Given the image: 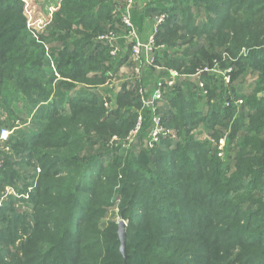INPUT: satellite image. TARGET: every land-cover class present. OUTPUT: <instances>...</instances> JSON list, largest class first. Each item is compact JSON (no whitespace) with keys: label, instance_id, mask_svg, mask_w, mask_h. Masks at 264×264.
Here are the masks:
<instances>
[{"label":"trees","instance_id":"obj_1","mask_svg":"<svg viewBox=\"0 0 264 264\" xmlns=\"http://www.w3.org/2000/svg\"><path fill=\"white\" fill-rule=\"evenodd\" d=\"M114 10L61 0L38 41L22 1L0 0V130H12L0 144V193H15L0 206V264H264V0L133 7L140 31L165 14L151 66L168 132L152 148L140 137L111 144L136 123L140 62L97 39L119 23ZM123 67L131 76L108 110L106 94L84 84ZM197 68L209 71L192 76ZM168 69L183 76L167 85ZM197 127L226 138L224 159L194 139Z\"/></svg>","mask_w":264,"mask_h":264},{"label":"rangeland","instance_id":"obj_2","mask_svg":"<svg viewBox=\"0 0 264 264\" xmlns=\"http://www.w3.org/2000/svg\"><path fill=\"white\" fill-rule=\"evenodd\" d=\"M21 1L23 3V12L27 19V23H26L27 29L33 37H35L38 41H41V34L44 33V31H46V25L52 19L53 13L58 9L61 0H21ZM110 1L113 4V8L115 9L114 12L116 11L119 13L120 21L122 20L123 14L130 15L129 21L134 28V31L138 39V43L141 45L140 51L138 55H136L134 53V46L136 45V43L133 40V38L128 34V31H130L131 28L125 25L122 26L120 21L118 24H115V26L112 29H108V31H112L114 33V35H112V37L114 36V39L110 42L111 45H115L112 46V51H110L112 56H118L119 58L124 57L126 55V52H128L130 48L131 56L132 53H134L136 57L140 59L139 65L135 67V71H134L135 74H132L133 77L136 76V79L139 82V87H138L139 89L137 94L139 99V104L136 107V117H137L136 123L129 128V130L125 135L113 136L111 140V144L115 145L116 142L120 140L121 145H123L124 147H128L129 143L132 140H134L136 137H140L144 142L146 141L148 142V148H152L154 146V143L158 140V138H160V135L163 134V130L168 132V129L165 128L164 125L161 123V119L159 115L156 114V109L154 108L155 101L156 99H158L157 96L159 95L161 97L162 81H160L159 76L154 74L151 66L154 60L153 52H155L158 49V47H160L156 45L155 32L157 30L158 25H160L165 19L164 16L165 14L163 13L162 15L156 17L154 16L153 18L155 19V21L153 25L151 23H148L140 31L138 30L134 22H132L131 10L134 7L133 11H135L136 15L143 13V7L147 6L150 0H130V1L110 0ZM158 17L162 18L161 21L159 22L156 21ZM145 21L146 19L144 20V22ZM106 32L107 30L98 34V36ZM143 61L146 62L151 68L144 67L143 70H141L140 65H142ZM213 63H214V67L211 70L217 71V65H219V63L218 61H214ZM194 71L195 72L194 74H192V76L198 77L200 72L207 73L209 69L197 68ZM167 72L168 73L166 78L169 79L165 83L167 85H169L170 82H171L170 85H172L173 84L172 82H174L175 79L183 76L182 73H180L181 74L180 75L179 71L176 69H168ZM222 73L224 74L225 79L229 78L228 69L225 72L223 71ZM106 74L108 78L105 80L104 83L99 85L98 84L97 85L84 84V85H86L90 89H93L95 91H101L102 93L106 94L107 102L104 103V107L108 110H111V107H114L115 95L121 87L120 83H122L127 76H131V75L129 73V70L124 67L120 69V74H119L120 78L111 75L112 74L111 70L107 71ZM56 75H57L56 77H59L58 73ZM252 78L253 76L250 77V80ZM199 85L203 87L202 83H200ZM261 97H264V91L256 94V98L259 99ZM124 106L127 107L126 104ZM157 129H159V132L154 136L153 131H156ZM191 134L196 140L207 141L212 146L217 145V156L220 159L225 158V147H226L225 137H221L218 140H215L214 138L209 136L206 132L202 131L200 127L194 129L191 132ZM154 137H156L157 139L155 140ZM1 164H2V160L0 161V168H1ZM263 167H264V159H263ZM33 186H35V184ZM6 190H8L9 192L12 191V189L9 186L6 188ZM120 220H124V219L118 217L116 221L119 222Z\"/></svg>","mask_w":264,"mask_h":264},{"label":"built area","instance_id":"obj_3","mask_svg":"<svg viewBox=\"0 0 264 264\" xmlns=\"http://www.w3.org/2000/svg\"><path fill=\"white\" fill-rule=\"evenodd\" d=\"M130 1V0H129ZM128 14V13H127ZM129 15V14H128ZM128 15H122V20H121V23L123 24V26L125 25V26H127V27H129V28H131V30L130 31H128V34L133 38V40L135 41V43H136V45L134 46V53L136 54V55H138V53H139V51H140V47H141V45L138 43V39H137V36H136V33H135V31H134V28H133V26L131 25V23H130V19H129V17H130V15L128 16ZM161 17H158L157 18V22H159V21H161ZM112 35H114V33L112 32V31H107L106 33H104V34H101V35H99L98 36V38L97 39H99V40H102V41H106V42H111L113 39H114V36L112 37ZM117 50V49H116ZM133 53V55H134V57L136 58V59H138V57H136V55ZM170 84H171V82H170ZM159 95L157 96V98L159 99ZM240 102V101H239ZM159 122V121H158ZM11 131L12 130H8V129H1L0 130V144H1V142H3L4 140H6L7 139V137H8V135L11 133ZM159 132V129H157L156 131H153V135L155 136L157 133ZM167 132L165 131V130H163V134H166ZM154 139L156 140L157 138L156 137H154ZM1 161V160H0ZM37 171H40L39 169H37ZM31 188L32 187H29L28 188V191H30L31 190ZM14 194L15 195V193H13V191H11V192H9L8 190L5 192V193H0V206L2 205V201L4 200V198H5V196H6V194ZM22 196H25V197H27L28 196V193H26V194H23Z\"/></svg>","mask_w":264,"mask_h":264},{"label":"water","instance_id":"obj_4","mask_svg":"<svg viewBox=\"0 0 264 264\" xmlns=\"http://www.w3.org/2000/svg\"><path fill=\"white\" fill-rule=\"evenodd\" d=\"M125 225L126 223L124 220H120L117 225V239L119 241V251L122 254L124 261L126 259V252H125Z\"/></svg>","mask_w":264,"mask_h":264}]
</instances>
